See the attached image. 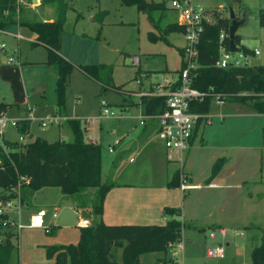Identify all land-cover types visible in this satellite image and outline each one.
<instances>
[{"label":"rangeland","instance_id":"1","mask_svg":"<svg viewBox=\"0 0 264 264\" xmlns=\"http://www.w3.org/2000/svg\"><path fill=\"white\" fill-rule=\"evenodd\" d=\"M65 1L68 2L69 9L60 35V53L72 62L74 67L69 76L63 107L58 108L56 105L57 69L54 64L47 62L46 47L41 44L28 47L27 40L32 39V33L23 27L17 29L11 26L8 34L0 35V44L4 43L6 49V54L0 52V103L6 105L0 113H5L11 118L28 119L22 120L21 124L29 128L27 132L22 133L19 127H8L4 133V140L17 142L22 148L36 138L71 141L73 135L67 125V119H79L83 138L94 143L90 140L93 139L101 147L103 181L120 182L122 177L108 176L120 150L117 148L114 153H109L108 149L113 146L116 137L123 134L131 136L141 129L137 119L140 98L132 96L134 91H142L138 89L136 81L140 78L142 86L146 87L149 75L176 77L182 59L179 49L183 48L184 39L181 33L172 32L167 36L168 43L163 40L151 41L148 38L149 32L158 34L159 31L152 26L147 14L138 11L135 6L121 4L120 0ZM148 1L156 5L164 4L163 10L152 12L154 20L160 22L159 27L166 28V23H178L177 12L171 9L170 0ZM24 2L17 0L19 6ZM191 2L195 7L205 10L206 18L211 23L218 18H227L230 25V9L237 20L246 16L244 22L237 28L236 35L248 47L260 49V54L250 59L251 64H264V27L259 24V12L264 8V0L237 2L191 0ZM100 10L105 11L101 23L98 15L96 17L94 15ZM28 12L31 13L32 19L40 18L39 9ZM28 12L21 8V18L26 19ZM18 35L22 36L18 41L19 46L16 40ZM235 45L241 46L240 41L236 40ZM134 55L141 59L139 67L132 64ZM10 58L14 60L10 61ZM98 63L111 67L109 83L120 87L121 91L108 88L101 92L99 83L87 78L78 68L82 64ZM125 99L128 100V104L132 101L138 104L125 110L119 117L101 115L102 100L107 104L105 107L109 111L117 114ZM7 103L11 104L10 107ZM140 105L142 107V103ZM257 113L259 112L245 104L229 102L226 99L224 104H218L215 99H211L208 111L210 123L201 126L195 144L191 150L183 153L181 167L179 160H167V151L158 138L147 143H153L152 148L157 149L159 155L153 151L151 152L153 157L149 158L147 155L149 145L146 143L121 159L115 173L118 174V170L127 166L133 167L135 173L131 180L147 181L150 178L162 180L171 176L178 168L181 173H186L188 184L201 185V188L199 186L195 190L183 191L186 199L185 219L182 221L181 215L176 216L183 223L180 239L182 250L176 249L175 257H171V250L168 249L167 264H252L250 252L252 248L261 244L264 238V115ZM55 115L58 122L49 123L44 128L35 120ZM32 117L35 119L30 121ZM85 119L91 121L89 128L83 124L84 122L88 124ZM20 136L24 137L21 143L18 141ZM130 156L134 157L135 162L129 163ZM219 158L226 159L224 171L216 180L213 178V181L207 182L211 167ZM185 163L192 176L185 171ZM240 179L248 180L250 183L245 184L241 190L237 186H227ZM212 182H217L221 186L216 187ZM174 189L178 201L181 202L180 188ZM95 192L93 188L86 190L81 194V202L71 197L90 223L92 219L90 206ZM250 192L261 193L263 198L251 199L248 194ZM67 198L59 187H43L24 201L21 212L23 217L20 216V220L21 222L28 220L24 216L27 210L32 212L34 207L42 206L50 211V214L62 211L63 216L71 218L70 210L67 208L69 204L65 201ZM219 217L230 221L231 227L227 228L225 238L217 234L211 239L209 233L218 229L211 222ZM255 228L257 229L255 238H251V234L255 233L252 229ZM9 229L12 228L1 225L0 234L4 233L5 236ZM28 231L32 230L23 229L17 239H11L14 250L10 264L20 263L21 250ZM234 233H242V236H234ZM43 234L49 237L54 233ZM177 243L178 241L175 247ZM208 245L211 247L223 245L224 256L221 258L207 256ZM158 256L164 255L162 253L142 255L141 264H155Z\"/></svg>","mask_w":264,"mask_h":264},{"label":"trees","instance_id":"2","mask_svg":"<svg viewBox=\"0 0 264 264\" xmlns=\"http://www.w3.org/2000/svg\"><path fill=\"white\" fill-rule=\"evenodd\" d=\"M41 1L52 6L54 12L52 21L23 19L17 0H0V32L12 25H18L36 34L32 45L41 44L46 47L47 62L56 66V105L61 108L64 105L69 76L74 67L73 63L60 53V35L69 5L65 0ZM120 2L123 5L135 6L138 11L147 14L152 26L159 31L158 34L149 32L148 38L151 41L163 40L168 43L167 36L170 33L182 34L184 31L183 26L178 23H166V28L158 26L160 22L154 20L152 12L163 10V3L156 5L148 0ZM104 15L105 12L98 15L100 23ZM259 24L264 27V8L259 12ZM228 27L227 18H218L213 23L204 21V31L198 44L200 67L196 70L192 86L202 91L212 89L224 95L229 102L245 104L259 113H264V64L228 68L215 66L219 55V33L222 30L228 32ZM236 40L240 41V38L235 34V43ZM228 42L227 38L225 44ZM179 52L182 55V49ZM78 68L85 76L99 83L101 92L108 88L121 90L120 87L109 83L111 67L107 64H82ZM142 99L145 113L148 115L159 114L165 107L163 97L144 96ZM210 102L211 97H206L202 103L194 104L191 109L207 113ZM5 106L4 103H0V110ZM67 125L73 135L71 141L36 138L22 148L17 142L3 140V145L0 144V201L12 198L13 194L6 190L17 184H20L23 202L35 191L52 186L59 187L64 196L73 197L81 202V194L93 188L96 192L90 206L92 217L90 225L80 227L77 243L46 247V257L52 260V264H141L140 257L151 253L164 255L158 256L155 264H167L166 253L169 247L180 241L182 235L183 223L176 217L181 215L180 208L164 207L162 213L167 219L163 225L105 224L100 219L103 202L114 184L102 181L101 147L83 138L79 119H67ZM28 130L25 124L19 127L22 133ZM197 131L198 125L194 129L192 140ZM225 161V158H219L213 163L207 182L218 174ZM179 176L180 171L175 170L167 186L179 187ZM22 178L26 179V182ZM3 220L4 218L0 216V226ZM49 232L52 233L53 229ZM3 234L0 241V264H10L14 250L11 239H17L18 233L9 229L5 236ZM250 256L252 264H264V238L261 244L252 248Z\"/></svg>","mask_w":264,"mask_h":264},{"label":"built area","instance_id":"3","mask_svg":"<svg viewBox=\"0 0 264 264\" xmlns=\"http://www.w3.org/2000/svg\"><path fill=\"white\" fill-rule=\"evenodd\" d=\"M171 9L177 12L178 24L183 26L184 31L182 33L184 39V46L182 48L181 63L182 67L178 70L177 76L172 78L169 76H153L148 79V88L137 93H134L138 97H163L165 100V107L162 112L155 115H148L145 112L139 113L140 124L144 123L145 118H151L156 122V137L160 140L161 144L167 151L169 160L177 159L182 166L183 153L188 151L193 142L194 129L204 124H209L210 115L208 112H199L192 110V106L197 103H202L206 97L215 99L216 103L224 104V95L209 89L207 91L199 90L192 86L193 78L196 70L200 67L198 62V44L201 38V34L204 31V21L210 23L206 18L205 10L199 7H195L191 0H170ZM2 32V31H1ZM18 38H21L19 35ZM229 39L228 32L220 31L218 37L219 43V55L215 61V66L220 68L228 67H248L252 66L250 59L260 54L259 48H250L243 44L241 46L236 45V51H231L229 48V42L225 44V40ZM0 51H5V44H0ZM10 61L14 59L10 58ZM132 64L139 66L140 57L134 55L132 57ZM137 84L141 83L140 78L136 81ZM102 116H113L114 113L107 109L105 101H102ZM32 119H29L30 121ZM22 120H28L26 118H11L7 117L5 113H0V140H4V133L8 127H20ZM42 128L46 127L49 123H57L56 116H46L41 119L36 118ZM18 141L21 143L24 141V137L20 136ZM119 139H115L114 144H118ZM3 145V142L1 143ZM6 148V147H5ZM113 148H109V152H112ZM179 167V168H180ZM26 182V179L22 178ZM180 185L181 191H187L197 188V185L188 184L185 172H180ZM8 193H12L13 197L0 201V216L4 218L1 225L15 228L14 231L18 232L24 227L41 228L46 233L50 231V226L47 223V212L45 210H38L29 215L27 225L23 224L20 220L21 212L24 208V202L21 199L20 184L11 186L6 190ZM53 218L57 217V213L54 211L51 213ZM80 227H86L90 225L89 220L81 219L78 222ZM219 234L222 238L227 236V231L224 228H218L215 231L209 233V237L214 239ZM241 233H234V236H240ZM2 235L0 234V241ZM171 245V257H175L176 249L182 250V242L178 241L177 246ZM206 255L221 258L224 256V246L218 245L217 247L207 246Z\"/></svg>","mask_w":264,"mask_h":264},{"label":"crops","instance_id":"4","mask_svg":"<svg viewBox=\"0 0 264 264\" xmlns=\"http://www.w3.org/2000/svg\"><path fill=\"white\" fill-rule=\"evenodd\" d=\"M24 1L26 3L24 2L23 5H20L23 10H26L28 12L31 10H37L38 11V9H39L40 18L38 20L52 21L54 19L53 8L50 4H43V3H41L40 0H24ZM70 1H72V0H70ZM67 4H68V2H67ZM18 5H19V3H18ZM101 12H105V11H103V10L98 11L97 13L94 14L95 17L97 15H99ZM26 15H27L26 19L33 20L31 18L30 12H28ZM91 19L93 20L94 17H92ZM12 26L17 27V29L22 28L21 26H18V25H12ZM23 28H25V27H23ZM10 29H11V26L9 28H7L6 30L0 32V35L8 34L7 32ZM19 36L22 38L21 35H19ZM21 38H18L16 36L17 46H19L18 41H20ZM35 38H36V34L32 33V39L30 38L27 40V42L29 41L27 44L28 47H30L33 44L32 42L35 40ZM240 43H241V45H243L241 38H240ZM32 46H34V45H32ZM2 53L6 54V49ZM140 64H141V59H140ZM180 64H181V62H180ZM150 76L151 75L148 76L147 82H148V79ZM153 76H157V75L155 74ZM87 78H89V77H87ZM137 85L139 86L138 89H140V90H145L149 86V84H148L146 87H143L142 81L140 84H137ZM137 92H139V90L134 91L132 96L138 97L134 94ZM138 98H140L139 105H137L138 104L137 102L136 103L133 102L132 99H131L132 103L128 104V100L126 101V99H125V101H123L124 104H122V106H121L122 108L120 109V112H118L117 114H114V116L115 117L121 116L125 110L129 109L133 105L138 106L139 113L145 112L144 101H143L142 97H138ZM141 103H142V107L140 105ZM9 105H11V104L7 103V106H9ZM101 106H102V102H101ZM101 112H102V110H101ZM139 113H138V115H139ZM58 114L62 117L65 116L61 113H58ZM257 114L264 115V113L263 114L257 113ZM65 117H67V116H65ZM137 119H138L139 125L141 126L140 131L133 133L131 136H127V134H123V135H121V137H116L115 139H119V143L116 145L113 143V146H111L113 148L112 152H109V149H108L109 153H114L115 149H117V148H119V150H120V153L117 156V158L115 159V161L113 163V167H112L110 173L108 174V176L109 177L116 176L118 178L122 177L121 178L122 180H120V182L113 183L114 185L107 192L105 199H104V202H103V209H102V214H101L100 219L107 225H120V224H141V225L157 224V225H163L166 222L167 216H164L162 211H163L164 207L169 206V207L180 208L181 219L183 221V219H185L184 218V216H185L184 215L185 204H186V201H185L186 199H185V195H184L185 192L181 191L182 198H181V202H179L178 197L175 195V189L169 188L167 186V183L170 180L173 173L175 172V170L173 171L171 176H168L165 179L153 180L152 178H150L147 181L146 180H143V181L131 180L130 178L132 176H134V173H135V170L133 169V167L128 168V166H127L124 169L118 170L117 171L118 174L115 173L116 168L119 166V163H120L121 159L123 158V156L130 153L134 149H137L141 145H144L147 142H151L152 139H157V137L155 135L156 129H157L156 122L151 118H145L144 123L140 124V122H139L140 120H139L138 116H137ZM86 120L88 121V124L86 122H84L83 124L85 126H88V128H89L91 121L88 119H85V121ZM60 125L61 124H59V126ZM200 128H201V126H199V128H198L197 134H196L193 142L191 143V147L189 150H191L192 146L195 144V141L197 139L198 132H199ZM87 133H88V129H87ZM90 140H92L94 143L97 144V142L94 141L93 139H90ZM87 141H89V140H87ZM148 145H149V149H148L147 155L149 158H151V157H153L151 152L154 151L153 153H155L157 149L152 148L153 143L148 144ZM156 154L159 155L160 152H158V153L156 152ZM166 158L169 161L167 154H166ZM133 162H135V159L133 156H130L129 157V163H133ZM226 163L222 166L221 170L218 172V174L214 177L213 180H216L217 177L224 171V167L226 166ZM184 169L187 173L190 174V176H192L191 172H189L188 168L186 167V163H185ZM150 176L153 177L151 174H150ZM192 179H193V177H192ZM102 181H103V179H102ZM190 181H191V179H190ZM212 183H215V182H212ZM248 183H250V181L240 179V180H237L236 182H234V184H227V186L228 187H230L231 185L237 186L241 190L242 187ZM199 186L201 188L200 184H199ZM199 186L197 188H194L191 190L198 189ZM215 186L218 187L221 185H219L216 182ZM187 191H190V190H187ZM248 194H249V197L251 199L260 200L261 198H263V195L261 193L254 194V193L250 192ZM65 201L69 204V205H67V208H68V210H70L71 218H67L65 215L63 216L62 211L59 213L57 211H55L57 213V217L53 218L50 214V211L48 212L44 206H42L40 208L34 207V210H32V212H31V210H27L26 211L27 213L25 212L26 215H24V216H26V218H29L30 214H32L38 210H45L47 212V223L50 226V230L53 229L52 234L53 233L54 234L49 236V237L45 236L43 234V232L45 234H51V233L50 232L46 233L41 228L24 227V228L20 229L17 232L18 236L23 229H29L32 231H28V233H26L25 241H24V244H23V247L21 250L20 258H19L20 263H18V264H52V260L48 259L46 257V251L44 252L45 247L50 246V245L75 244L78 242L79 234H80V226L78 225V222L81 219H86L87 217L81 213V210L77 207L76 203L73 202L70 197L65 199ZM179 204H180V206H179ZM22 217H23V215L21 216V218ZM24 222H22V223L27 225L28 220L26 221V223H24ZM211 224H213L214 227L224 228L226 231H227V228L231 227L230 221L222 220L221 217L216 218L214 221L211 222ZM73 226H75V227H73ZM73 228H75V229H73ZM252 230H254L255 233L251 234V238H255L254 236L256 235L257 229L255 228ZM240 236H242V233L240 234ZM151 254H155V253H151Z\"/></svg>","mask_w":264,"mask_h":264},{"label":"water","instance_id":"5","mask_svg":"<svg viewBox=\"0 0 264 264\" xmlns=\"http://www.w3.org/2000/svg\"><path fill=\"white\" fill-rule=\"evenodd\" d=\"M246 19V16L243 17L241 20H237L235 18V15L232 11V9H230V25L228 27V37H229V48L231 51H236V45H235V34L237 31V28L239 27V25L241 23L244 22V20Z\"/></svg>","mask_w":264,"mask_h":264}]
</instances>
